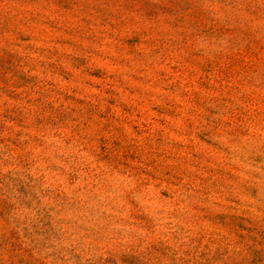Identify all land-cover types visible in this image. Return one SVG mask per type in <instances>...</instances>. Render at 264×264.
<instances>
[{"label": "rangeland", "instance_id": "374dc122", "mask_svg": "<svg viewBox=\"0 0 264 264\" xmlns=\"http://www.w3.org/2000/svg\"><path fill=\"white\" fill-rule=\"evenodd\" d=\"M0 264H264V0H0Z\"/></svg>", "mask_w": 264, "mask_h": 264}]
</instances>
